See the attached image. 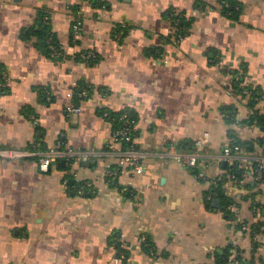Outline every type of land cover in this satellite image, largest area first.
Here are the masks:
<instances>
[{
	"label": "crops",
	"instance_id": "crops-1",
	"mask_svg": "<svg viewBox=\"0 0 264 264\" xmlns=\"http://www.w3.org/2000/svg\"><path fill=\"white\" fill-rule=\"evenodd\" d=\"M43 19L63 59L35 35ZM89 52L96 62L79 59ZM0 69V148L64 141L96 154L47 172L34 159L0 160V264H116L121 251L117 264H219L227 253L262 264L264 179L254 165L264 131L249 120L264 106L232 84L264 93V0H0ZM76 85L85 94L73 99ZM73 100L81 112L70 117ZM105 111L134 119L142 173L120 167ZM205 134L196 168L165 155L188 153ZM235 143L243 150L229 162L223 148ZM84 182L92 195L77 194Z\"/></svg>",
	"mask_w": 264,
	"mask_h": 264
},
{
	"label": "built area",
	"instance_id": "built-area-1",
	"mask_svg": "<svg viewBox=\"0 0 264 264\" xmlns=\"http://www.w3.org/2000/svg\"><path fill=\"white\" fill-rule=\"evenodd\" d=\"M82 18H83V12L82 9H78L76 11V20L73 25V32L77 33L80 31L81 25H82ZM175 28L177 36L179 39H181V36L179 35V28L177 27V22L175 23ZM75 35V36H76ZM121 34L118 32H115V38L117 40L121 39ZM47 43L50 47L51 52V58L58 59L62 58L64 56L63 52L59 51L56 45L53 43V38L49 37L47 39ZM96 54L94 52L89 53H82L79 55V59L84 61H89L96 58ZM0 87L5 88L7 87V74L4 71H0ZM78 85L75 86L73 99L75 98H81L84 96V92L80 91L76 93V90H79ZM242 97H250L249 90H243ZM264 98V95L262 96ZM259 104H263L264 106V100H259ZM67 114L70 117H73L75 115L80 114L81 109L76 104V102L73 100L70 102L66 108ZM107 116V115H104ZM119 120L122 123L121 128H116L113 131V139L114 142L121 145L120 149V167L123 168L124 166H129L133 172L135 173H142L145 168L142 164V160L144 158V154L137 149L135 146L133 139H134V132H135V122L131 121L129 118L128 113H123ZM132 124L134 125V128L132 127ZM128 143H131L130 145H126ZM209 143L208 134H205L202 138L198 139L195 143L193 148L188 153H181L175 148H170L165 155L169 158H172L173 160L180 162L184 166H187L189 168H196L199 164V161L203 155V152L206 148V146ZM243 148L241 145L235 143L233 145L225 146L223 148V158L229 162H232L234 160L235 156L239 154ZM95 153H91L88 151L80 150V149H74L71 147H68L65 145L64 141H60L58 145L55 148L52 149H42L38 145L33 146L31 149H16V148H0V160L1 161H10V160H25V159H34L37 161L40 169L44 172H47L50 170L52 165L60 160H66V161H73V162H80L84 164L92 163L95 160ZM119 167V169H120ZM119 169H112L108 172V176L110 178H116L119 176ZM264 169V159L258 160V167L255 169V175L257 180L262 179V171ZM128 188H124V191H128ZM76 192L80 196H88L92 195L94 193V187L93 184L90 182H84L82 184H79L76 187ZM120 242V241H119ZM121 243V242H120ZM121 248L124 247V244L120 245ZM120 255L124 257L123 252L121 251ZM121 256H117L114 259V263H119L121 260ZM239 257H236L235 255L229 256L226 264H250L247 261L239 260ZM259 264V263H258Z\"/></svg>",
	"mask_w": 264,
	"mask_h": 264
},
{
	"label": "trees",
	"instance_id": "trees-1",
	"mask_svg": "<svg viewBox=\"0 0 264 264\" xmlns=\"http://www.w3.org/2000/svg\"><path fill=\"white\" fill-rule=\"evenodd\" d=\"M78 6L75 7V11L78 10ZM170 19L172 20L173 22V25L175 26V23L177 22V27L179 28V35L180 36H183V26H184V22L182 23L183 19H181L178 15H176L174 12L170 13ZM182 28V29H181ZM73 31V30H72ZM119 34H121V36H123L124 32H123V29H118L117 31ZM79 33V32H78ZM77 33V34H78ZM35 35L38 36L39 38V41H40V44L41 46L46 50L47 54L51 57V52H50V47H49V44L47 43V39L49 37H52L53 38V43L56 45V47L58 48L59 51L62 52V48L60 46V44L57 42L54 34L51 32L50 30V26H49V23L48 21L46 20H42V24L40 26V28L38 29V31L35 32ZM72 35L75 36L76 33L75 32H72ZM64 56L62 58H58V59H55V60H60V59H63ZM98 60V57L96 56L95 59H92V60H89L88 62L89 63H93V62H96ZM0 71H3L2 69H0ZM0 82H1V77H0ZM233 85V90L242 95L243 94V90H249L250 92V103L249 105L251 106H254L256 105L259 100H264V98H262V96L264 95L263 92H260L258 90H252L251 88H249L248 86H242L241 84V80H235V82L232 84ZM82 87V86H80ZM7 89V87L5 88H2L0 87V92H5ZM81 91V88H79V90L77 91L76 90V93L80 92ZM246 97V96H245ZM224 113L227 114L228 116V119L229 121L232 119L231 117V113H232V109L231 108H228L226 110H224ZM123 113H112V112H109V111H105L103 112V115H107L105 116L110 122L113 123V126H114V129L116 128H121L122 127V123L121 121L119 120L120 116L122 115ZM129 118L131 121H134V119L129 115ZM135 122V121H134ZM232 122V121H231ZM249 123L250 124H256L259 128H261L263 131H264V114H258V113H255L251 119L249 120ZM132 127L134 128V125L132 124ZM135 134V132H134ZM135 137V136H134ZM260 143L261 145L264 147V138L260 139ZM131 143H128L126 144L127 146L130 145ZM258 167V163L256 162L255 165H254V169H256ZM262 178L264 179V169L262 171ZM216 190V189H215ZM218 193L220 194L221 192H219V190H217ZM122 250V249H121ZM229 258V254H225L223 256H219L218 258V263L219 264H226L227 260ZM239 260H242L239 259ZM262 264H264V261L261 262Z\"/></svg>",
	"mask_w": 264,
	"mask_h": 264
},
{
	"label": "water",
	"instance_id": "water-1",
	"mask_svg": "<svg viewBox=\"0 0 264 264\" xmlns=\"http://www.w3.org/2000/svg\"><path fill=\"white\" fill-rule=\"evenodd\" d=\"M213 203H214V205H216V206H220V200H218V199H217V200L215 199V200L213 201Z\"/></svg>",
	"mask_w": 264,
	"mask_h": 264
}]
</instances>
